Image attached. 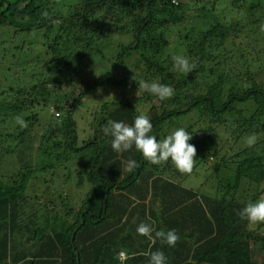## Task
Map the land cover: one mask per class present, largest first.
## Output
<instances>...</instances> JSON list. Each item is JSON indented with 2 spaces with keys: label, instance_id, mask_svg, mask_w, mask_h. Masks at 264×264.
Here are the masks:
<instances>
[{
  "label": "trees",
  "instance_id": "16d2710c",
  "mask_svg": "<svg viewBox=\"0 0 264 264\" xmlns=\"http://www.w3.org/2000/svg\"><path fill=\"white\" fill-rule=\"evenodd\" d=\"M242 2L244 5L235 0L234 4H240L239 8L244 6L251 15L245 21L232 22L225 20L223 9H217L226 0H0V26L13 28L16 35L26 33L29 38L22 50L34 53L42 44L39 36H44L42 47L48 48V55L53 54L47 61L42 60L41 54L25 59V64L44 62V67H48L50 75L41 83L13 87L12 95L0 92V127L22 118L42 102L55 105L63 114L61 124L51 127L49 134L43 136L46 143L41 142L38 148L42 160L37 165L24 163L15 174L0 178V264H148L150 252L156 250L164 251L168 264H260L256 256L258 251L264 254V232L250 228L239 213L264 191V184L261 185L264 176L255 179L259 170L264 171L263 155L239 161L235 175L223 185V196L212 198L186 187L174 175L175 167L172 173L166 170L165 163L153 165L144 160L135 147L124 153L111 148V137L103 133L108 121L131 125L139 115L137 105L156 96L144 92L110 110L106 103L103 108L107 111L99 118V128L82 143L76 121V111L93 90L105 86L126 88L135 82L132 71L136 69L140 70L136 73L137 80L161 78L160 83L171 84L175 89L170 99L157 98L162 107L160 112L154 107L150 110L153 134L161 139L166 122L193 110L209 113L213 123L218 124L243 112L237 104L253 102L254 107L264 108V85L250 72L246 78L252 81L251 86L242 92L232 91L225 98L229 76L214 77L200 91L190 83L192 73L173 72L169 68L173 62L167 65L169 59L162 58L169 45L170 28L187 23L194 10L208 30L200 31L196 37V28L191 27L183 41L177 42L186 46V56L195 62L193 72L205 71L204 64L216 57L217 66L210 69L216 74L218 66H226L232 58H238L231 50L220 52L219 49L225 50V42L256 36L264 23V0ZM197 4L201 6L196 8ZM45 11L48 17L43 15ZM112 26L134 36L132 42L119 44L117 65L124 69V76L91 79L82 75L83 60L102 52L100 46L108 39ZM141 49L148 51L149 56L143 53L131 70L127 61L134 51ZM19 63L22 64L21 59ZM37 75L38 72L33 76ZM78 80L85 82L86 87L70 101L72 95L61 93ZM174 104L179 105L172 108ZM27 127L18 134L9 133L0 138L11 144L0 150V163L3 156L17 152L24 143ZM191 134L189 143L196 148L193 169L194 164L203 163L215 151L213 133L204 137ZM70 152L83 159V169L76 176L70 170L74 165L68 164ZM129 159L139 164L131 173L124 171ZM58 167L66 171V183L71 180L79 188L92 186L80 207L71 208L67 204L64 215L56 206L50 209L42 204L40 198L32 201L28 193L39 172ZM243 186H247L249 198L237 194L244 190ZM230 191L236 193V198H228ZM140 205L143 209L138 214L136 208ZM141 222H155L157 229H176L180 240L170 248L156 239L154 233L151 240L140 236L136 227ZM123 251L127 255L124 260L120 257Z\"/></svg>",
  "mask_w": 264,
  "mask_h": 264
},
{
  "label": "rangeland",
  "instance_id": "374dc122",
  "mask_svg": "<svg viewBox=\"0 0 264 264\" xmlns=\"http://www.w3.org/2000/svg\"><path fill=\"white\" fill-rule=\"evenodd\" d=\"M234 1L235 0H226L225 5L222 7L217 6V9H219V11L223 9V16H225L226 21L234 22L236 19L245 21L251 15L244 9V6H242L245 2L240 0L242 5L239 8L238 6L240 4L237 3L235 5ZM200 6L201 5L197 4L196 8ZM193 8L195 9V7ZM193 11L194 10H192V15L194 18L192 17L187 23L170 28L168 31L171 42L169 41V45L164 49L162 54V58L165 59L166 57L169 59V62L166 63L167 65L173 62V57L175 55L186 56V46L179 44L177 41H183L184 36L189 32L191 27L196 28V37H199L200 31L208 30L206 23H202L195 16L196 12ZM109 29L108 39L100 46L102 52L83 60L85 63L81 66L82 75L84 74L91 79L100 76L104 78H122L124 76V69L120 65H117V52L119 44L132 42L134 36L132 34L116 31L115 26ZM39 37L42 44L38 45L34 53L28 50L24 51L22 50V46L29 40L27 34L16 35L13 28L0 26V92L7 91L6 94L12 95L13 92L11 88L22 87L24 85L31 87L37 83H41L44 78L50 75L48 67H44V62L38 64L33 61L25 64L26 58V60H29L31 57L35 58L40 54L42 55L43 61H47L53 57L52 53L48 55V48L44 49L42 47L43 41H45L44 36ZM224 47L225 50H223V48L219 49L221 53L228 49L231 50L230 53L232 55H237L238 58H232L226 66H218V72L216 74L211 73L210 69L211 67L217 66L216 63L218 59L216 57H214V59L211 58L205 63L206 65L204 64L205 71L192 72L191 75L193 76L190 83L194 84L198 90L202 91L203 87L205 88L204 85L207 83L211 84L214 77L219 75L229 76L228 78L230 81H227V88L224 93L225 98H227L228 94L232 91L242 92L245 87L251 86L252 81L246 78L248 72L264 85V32L257 29L256 36L248 35L243 39L238 38L236 41H226ZM220 52L216 51L217 54ZM143 53L149 56L148 51L145 52L141 49L134 51L132 58L128 59L127 62L131 70L132 67L134 68L133 65L141 59ZM242 55H246L248 60L247 58H242ZM217 57L221 58V56ZM20 59L22 64L19 63ZM258 60L263 63L261 67V63H259ZM247 64L252 68H248ZM144 67L145 66L142 65V68ZM169 68L173 72H176L173 70V66ZM36 72H38L39 75L34 77L33 75ZM138 72H140L139 69L132 71L135 78ZM43 73L44 75L42 76ZM158 81H161V78H158ZM85 87L86 83L82 82V80H78L75 84H69L67 88L63 90L64 93L61 94L64 96L65 93L70 96L72 95L73 98L72 100L70 99V101H73L80 90ZM138 91L139 86L136 81L131 82L126 88L105 86L93 90L76 111L80 143L88 139L99 128V118L107 111L106 108H103L106 103L109 104L108 110L113 109L118 103L133 99L135 96H141L145 92L143 90L140 92ZM63 99L66 103V97H63ZM178 105L174 104L171 107H178ZM153 107L159 110V112L162 110L161 103L154 97L137 105L139 114L144 112L148 117H150V110ZM237 107L242 108L243 112L241 114H236L235 117L231 116L229 120H225L226 122L221 121L215 124L209 113L202 114L201 109H197L181 117L173 118L170 122H166L164 126V135L162 138L178 127H183L190 133L195 132L201 137L213 133V150L216 155L211 152L210 157L207 158L206 161L198 166L194 164V168L190 172L182 173L177 170V172L174 173L175 166L171 161L165 163V165L163 164L167 171L174 173L177 178L180 177L179 179L182 180L186 187L192 188L203 196H210L212 198L222 197L225 193L223 185L235 175V170L239 161L247 157L264 156V108L254 107L253 102L237 104ZM240 116H242L241 119ZM62 117L63 114L61 110L57 109L53 104H45L44 102L28 110L22 117L28 126V133L24 138V143L19 146L17 152L3 156L0 163V178L7 179L9 175L15 174L21 169L24 163L37 165L39 161L42 160L38 148L41 142L44 141L43 136L49 134L51 127L60 125ZM242 123H244L243 127H241ZM240 127L241 129H238ZM22 129L16 121L10 122L7 126L0 127V132H2L0 133V138L9 133L18 134ZM252 134L257 136V142L255 145L249 147L246 145L245 139ZM0 144V150L11 145L9 141L2 142L1 140ZM69 156L70 162L68 164L74 165L73 168L71 167L73 170H70L72 174L76 176L78 172L83 169V159L80 155H75L73 152H70ZM217 166H219L218 170L215 169ZM65 172L63 167H58L56 170H49V172L45 173L39 172L38 177L33 178V185L30 186L28 190L31 200L35 201L36 198H40L41 201H39L42 204H45L50 209L56 206L62 215L66 213L67 204H69L71 208L80 207L81 200L91 190L92 186L91 184H86L79 188L76 186V182L71 180L66 183L64 181ZM255 175H257L255 179L260 180L264 176V171L259 170ZM45 180H47V182ZM263 184L264 182L261 185ZM243 188L244 190L240 191V193L237 192V194H244L245 198H249L250 195L248 191L245 190L247 186H243ZM254 188L255 187H253V189ZM261 195H264V191ZM227 196L229 199H234L236 198V193L233 195V191H230ZM136 209L138 214L141 213L143 209L142 205L138 206ZM249 227L256 231L264 232V224L249 225ZM256 257L258 263L261 264V262L264 261V254H262V251H258Z\"/></svg>",
  "mask_w": 264,
  "mask_h": 264
},
{
  "label": "clouds",
  "instance_id": "9594fccd",
  "mask_svg": "<svg viewBox=\"0 0 264 264\" xmlns=\"http://www.w3.org/2000/svg\"><path fill=\"white\" fill-rule=\"evenodd\" d=\"M43 15L48 17V12ZM260 31L264 32V23L260 25ZM196 69L195 62L189 57L183 55H175L173 57V70L184 74L192 73ZM141 90L156 96L161 101H166L175 95V89L171 84L160 83L158 80H137L133 78ZM16 123L21 127H27L26 122L20 118H16ZM153 124L144 112L135 116L131 125L124 121L110 120L106 127L103 128L105 136L111 137V148L117 153L128 152L135 147V150L143 156L144 160L153 165H160L171 161L175 168L180 172H190L196 157V148L189 143L192 134L183 127H178L164 136L162 139L153 134ZM257 142L255 134L249 135L245 139L247 146L251 147ZM139 164L134 159H129L124 171L133 172ZM242 220H246L249 225L264 224V195H261L256 201H249L239 213ZM136 233L140 236L147 237L149 240L153 238L162 244L172 248L175 247L180 240V236L176 229L156 228L155 222H141L136 227ZM126 255V252L123 251ZM121 252L120 257L124 255ZM127 257V255H126ZM122 258L121 259H126ZM148 264H168V257L164 251L156 250L149 254Z\"/></svg>",
  "mask_w": 264,
  "mask_h": 264
},
{
  "label": "built area",
  "instance_id": "2783aa9c",
  "mask_svg": "<svg viewBox=\"0 0 264 264\" xmlns=\"http://www.w3.org/2000/svg\"><path fill=\"white\" fill-rule=\"evenodd\" d=\"M124 253V252H123ZM122 258H125L126 257V255H125V253H124V255L123 256H121Z\"/></svg>",
  "mask_w": 264,
  "mask_h": 264
}]
</instances>
